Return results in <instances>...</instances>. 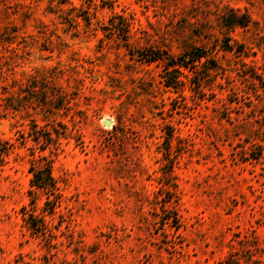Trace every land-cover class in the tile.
Returning a JSON list of instances; mask_svg holds the SVG:
<instances>
[{
  "label": "rangeland",
  "instance_id": "1",
  "mask_svg": "<svg viewBox=\"0 0 264 264\" xmlns=\"http://www.w3.org/2000/svg\"><path fill=\"white\" fill-rule=\"evenodd\" d=\"M0 264H264V0H0Z\"/></svg>",
  "mask_w": 264,
  "mask_h": 264
},
{
  "label": "trees",
  "instance_id": "2",
  "mask_svg": "<svg viewBox=\"0 0 264 264\" xmlns=\"http://www.w3.org/2000/svg\"><path fill=\"white\" fill-rule=\"evenodd\" d=\"M229 15L226 16V22L228 23V25L230 27H234V26H242V27H245L247 26L248 22H249V17L246 15V14H239L237 13L235 10H232L230 9L229 10ZM241 47V45H238V48ZM225 48L227 50H231L232 49V45H229V44H225ZM240 51V48L239 50ZM55 92V91H54ZM52 96H56L55 93H51ZM45 170V167L44 166H41V168L39 169V171L42 173L43 171ZM47 170V174L46 176H44V173L43 175H41V177H36V180L35 183L37 184L36 181H40L41 183H43V185H51L52 181H53V178L50 176V167L49 165L47 166L46 168Z\"/></svg>",
  "mask_w": 264,
  "mask_h": 264
},
{
  "label": "water",
  "instance_id": "3",
  "mask_svg": "<svg viewBox=\"0 0 264 264\" xmlns=\"http://www.w3.org/2000/svg\"><path fill=\"white\" fill-rule=\"evenodd\" d=\"M104 123H105V125H109L110 124L109 120H106Z\"/></svg>",
  "mask_w": 264,
  "mask_h": 264
}]
</instances>
